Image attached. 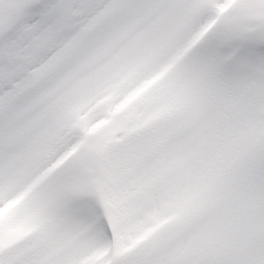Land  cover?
<instances>
[{
    "label": "snow or ice",
    "instance_id": "snow-or-ice-1",
    "mask_svg": "<svg viewBox=\"0 0 264 264\" xmlns=\"http://www.w3.org/2000/svg\"><path fill=\"white\" fill-rule=\"evenodd\" d=\"M0 264H264V0H0Z\"/></svg>",
    "mask_w": 264,
    "mask_h": 264
},
{
    "label": "rangeland",
    "instance_id": "rangeland-1",
    "mask_svg": "<svg viewBox=\"0 0 264 264\" xmlns=\"http://www.w3.org/2000/svg\"><path fill=\"white\" fill-rule=\"evenodd\" d=\"M3 215V212L1 213V215L0 216H2Z\"/></svg>",
    "mask_w": 264,
    "mask_h": 264
}]
</instances>
